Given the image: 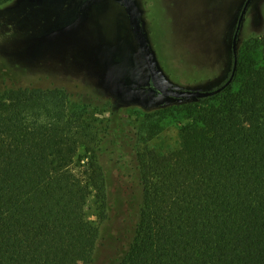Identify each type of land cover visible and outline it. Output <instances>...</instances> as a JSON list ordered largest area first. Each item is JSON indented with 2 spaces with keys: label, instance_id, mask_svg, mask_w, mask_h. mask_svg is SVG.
Listing matches in <instances>:
<instances>
[{
  "label": "trees",
  "instance_id": "obj_1",
  "mask_svg": "<svg viewBox=\"0 0 264 264\" xmlns=\"http://www.w3.org/2000/svg\"><path fill=\"white\" fill-rule=\"evenodd\" d=\"M6 66L0 264H264V34L245 42L222 91L135 108L136 123L106 77L73 90L23 82ZM167 113L177 142L141 147ZM93 191L101 226L85 216Z\"/></svg>",
  "mask_w": 264,
  "mask_h": 264
},
{
  "label": "rangeland",
  "instance_id": "obj_2",
  "mask_svg": "<svg viewBox=\"0 0 264 264\" xmlns=\"http://www.w3.org/2000/svg\"><path fill=\"white\" fill-rule=\"evenodd\" d=\"M244 1L135 0L148 45L168 87L207 90L228 77L232 35ZM263 34L264 0H251L237 36V61L245 42ZM4 64L23 82L48 85L51 79L73 90L75 83L81 86L93 74L106 77L115 107L125 109L133 123L139 119L135 108L155 110L196 101L164 96L152 87L120 0H12L1 5L0 69ZM176 142L177 125L167 113L159 117L157 135L147 142L141 139L140 146L164 149ZM86 161L80 162L81 169ZM121 189L116 180L112 193L123 197ZM101 214V201L93 191L85 216L101 226Z\"/></svg>",
  "mask_w": 264,
  "mask_h": 264
},
{
  "label": "water",
  "instance_id": "obj_3",
  "mask_svg": "<svg viewBox=\"0 0 264 264\" xmlns=\"http://www.w3.org/2000/svg\"><path fill=\"white\" fill-rule=\"evenodd\" d=\"M120 1L122 2V4L125 7L128 19L131 23L133 33L135 35V38L137 40V43H138L140 51L143 55V58L146 62V65L148 67L151 85L158 93H160L164 96L172 97V98H195V99L196 98H203V97H208V96L214 95L216 93H219L227 85H229L232 82V79H233L234 74H235L236 66H237V53H236L237 52L236 51L237 36H238V32H239V29L241 26V22H242L244 13H245L247 6L251 0H245L244 1L243 5L241 7V10H240L235 28H234V32H233L232 40H231V51H232L233 59H232V66H231L229 76L221 84L217 85L214 88L207 89V90L172 89L164 83V81H163V79L159 73V70H158V67L156 65L153 54L151 52V49L148 45L141 20L137 14V10H136L135 4H134V0H120Z\"/></svg>",
  "mask_w": 264,
  "mask_h": 264
},
{
  "label": "crops",
  "instance_id": "obj_4",
  "mask_svg": "<svg viewBox=\"0 0 264 264\" xmlns=\"http://www.w3.org/2000/svg\"><path fill=\"white\" fill-rule=\"evenodd\" d=\"M134 4H135V0H134ZM135 7H136V4H135Z\"/></svg>",
  "mask_w": 264,
  "mask_h": 264
}]
</instances>
